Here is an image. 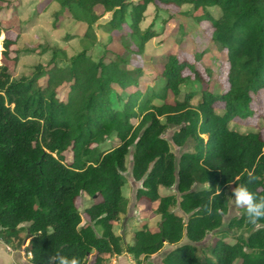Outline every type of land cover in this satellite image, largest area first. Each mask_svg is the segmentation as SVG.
I'll list each match as a JSON object with an SVG mask.
<instances>
[{
	"label": "trees",
	"instance_id": "trees-1",
	"mask_svg": "<svg viewBox=\"0 0 264 264\" xmlns=\"http://www.w3.org/2000/svg\"><path fill=\"white\" fill-rule=\"evenodd\" d=\"M37 0H27V5ZM25 0H0L1 12L11 10L9 25ZM58 22L63 14L86 24L80 37L82 49L68 55L63 47L16 48L24 30L6 35L0 66V236L11 244L25 231L30 238L32 264H46L50 255H94L90 264H110V257L131 254L139 260L174 248L163 264H264V220L252 225L246 210L225 225L229 211L226 187L247 183V171L260 178L249 188L264 195V137L261 130L241 131L231 123L247 111L253 94L264 92V0H52ZM2 4H4L2 6ZM190 5L200 23L213 27L212 41L226 52L228 88L215 93L206 87L197 105L195 91L168 102L169 92L180 96L192 80L203 81L195 63L170 53L163 65L161 87L139 86L141 68L129 69L128 60L110 49L113 35L99 42L95 26L99 6L111 13L101 25L113 34L125 27L128 50L143 54L159 35L153 24L143 29L149 6ZM40 15L35 12V16ZM6 24V25H5ZM1 35V31H0ZM75 34L71 35V37ZM77 37V36H76ZM103 53L95 58V47ZM50 52L48 67L38 64L27 76L17 77L11 64L23 55ZM189 69L191 73L185 75ZM194 77L193 79H191ZM44 78V82L41 80ZM114 86L122 107L112 101ZM62 98L61 92L65 91ZM129 92V93H128ZM127 97L125 98V94ZM223 103V111L216 103ZM173 128L171 139L165 134ZM118 144L101 147L109 138ZM171 142L182 149L178 156ZM191 145V149H185ZM134 149L131 153V149ZM71 152V160L66 153ZM131 155V175L140 182L138 201L157 204L160 222L156 230L144 224L133 243L115 231L128 198L123 187ZM197 186L199 188H197ZM161 188L177 193L161 194ZM86 194L94 201L85 208L90 222L77 204ZM212 199V214L204 211ZM180 211V213L178 212ZM240 232L234 242L223 235L212 247L214 259L201 260L197 243L210 233ZM97 229H101L100 232ZM184 239L187 242H183ZM250 251V252H249ZM256 253L253 256L251 253ZM258 253V254H257Z\"/></svg>",
	"mask_w": 264,
	"mask_h": 264
},
{
	"label": "rangeland",
	"instance_id": "rangeland-1",
	"mask_svg": "<svg viewBox=\"0 0 264 264\" xmlns=\"http://www.w3.org/2000/svg\"><path fill=\"white\" fill-rule=\"evenodd\" d=\"M14 1V0H13ZM4 4H2L3 6ZM24 9L16 15L12 22L11 31L0 28L1 39L0 45V66L5 63L3 59V41L6 35L15 37V34L20 32L19 20L23 19L24 30L19 42L16 46L18 49H24L27 46H46L47 44L51 46L63 47V49L68 52V55L75 54L82 49V41L80 37L84 34L86 30V24L77 22L70 17L68 13L63 14L58 18V22L53 25L55 16L53 12L56 10L55 4L52 0H42L35 4L27 5V0H25ZM161 8L156 10L154 5L149 6L146 14L145 20L142 22V28L145 29L153 24L154 29L159 31V35L154 37L146 45V49L143 54H136L128 50L127 46L131 44L128 38L130 29L125 27L122 30L116 31L113 34L107 33L101 25L105 24L111 19V13L104 11L102 6H99V13L101 18L96 24L95 29L99 39V42L105 43L113 35V42L109 45L110 49L117 51L122 54L124 58L128 60V67L131 70L135 68H141L142 73L139 76V86L143 89L148 87H161L164 84L163 65L167 61V56L170 53L177 54L180 59L186 60L191 63H195L196 67L200 70L203 77V81L192 80L187 85L183 87L180 96H175L173 93L169 92L168 102L174 103L178 99H183L186 93L190 91H195L196 96L192 103L197 105L200 97L201 91L208 87L215 93H222L227 90V69L224 67L226 60V52L222 51L219 46L212 41V31L213 27L209 22L200 23L197 20V16L200 15L199 12L195 13L190 5H185L183 7H176L173 5L161 4ZM35 12H38L35 16ZM12 16L11 10L2 11L0 18H3L9 25L10 17ZM21 17V18H20ZM5 24V25H6ZM75 36L71 37V35ZM77 36V37H76ZM103 53V47L97 46L93 50L95 58H98ZM50 52L43 55H23L20 57L18 64L11 67L14 68V74L17 77L29 75L38 64H42L48 67L50 61ZM185 75H189L191 71L186 69L184 71ZM192 77L191 79H193ZM44 82V78L41 80ZM120 89L114 86V93L112 95V101L116 107L121 108L122 102L118 101L117 94ZM65 91L61 92L62 98L66 97ZM129 93V92H128ZM127 93L125 94V98ZM224 104L219 102L216 103V110L218 112L223 111ZM251 114L249 116L241 115L237 117L232 123L233 128H237L241 131H253L261 130L264 137V92L253 94L250 106L247 109ZM173 128H170L165 136L171 139ZM118 139L116 137L109 138L104 144L101 145L103 149H110L118 144ZM173 151L179 156L182 149L174 145L172 142ZM191 149V145H188L185 149ZM131 149V153L133 152ZM72 154L69 151L66 153V159L71 160ZM128 170L125 173L127 181L123 187V194L128 198L129 204L127 211L121 214L119 222L115 224V231L122 234L127 243H133L135 232L141 228L144 224H147L151 230H156L160 222V215L157 211V204L152 203L147 199H142L140 201L136 198V190L140 187L141 183L134 180L131 175V165L132 158L131 155L127 158ZM200 187V186H199ZM197 186V188H199ZM236 186L230 184L226 187L229 203V211L225 216V225L229 220L241 214L243 208H237L234 205L232 198V191ZM161 194L165 195L168 193H177L175 188L166 189L161 188ZM94 199L88 197L86 194L81 195L77 204L84 218V223L90 222L89 215L85 212V208L89 206ZM180 213V211H178ZM226 226L216 232H212L208 237L201 243H197L198 251L197 256L201 260L214 259L211 247L225 234L227 235L226 240L229 242H234L235 237H237L240 232H229L225 233ZM101 229H97L100 232ZM27 233L23 231L20 236V240H16L11 244H6L1 252L0 259L7 264L8 253H19L22 259L30 261L28 256V245L30 238H27ZM183 242H187L184 239ZM11 248V250L8 249ZM21 248V249H18ZM173 245H165V247L158 253L151 255L147 258L141 256L139 260L135 259L129 253H123L122 255H116L110 257V264H163V257L167 252L173 249ZM250 252V251H249ZM253 256L256 253H251ZM258 254V253H257ZM94 255L89 257L90 264ZM10 262V264H25L19 261V263ZM31 262V261H30ZM30 264V263H29Z\"/></svg>",
	"mask_w": 264,
	"mask_h": 264
},
{
	"label": "clouds",
	"instance_id": "clouds-1",
	"mask_svg": "<svg viewBox=\"0 0 264 264\" xmlns=\"http://www.w3.org/2000/svg\"><path fill=\"white\" fill-rule=\"evenodd\" d=\"M259 179L254 169L247 171V183L238 185L232 191L234 205L246 210L247 220L252 225H257L258 222L264 220V195L249 188V185L255 184ZM204 211L209 215L212 214L211 197L205 205ZM46 264H87V261L78 255L67 256L57 252L48 257Z\"/></svg>",
	"mask_w": 264,
	"mask_h": 264
},
{
	"label": "crops",
	"instance_id": "crops-1",
	"mask_svg": "<svg viewBox=\"0 0 264 264\" xmlns=\"http://www.w3.org/2000/svg\"><path fill=\"white\" fill-rule=\"evenodd\" d=\"M38 1H42V0H37V2ZM34 4L36 3V1L35 2H33ZM24 4V2H22V4H21V7H19V12H20V10H22V9H24V7H25V5H23ZM31 5V4H30ZM5 243V242H4ZM0 244H2V245H4L3 243H0ZM7 244V243H6ZM2 245H0V251H2V249L5 247V246H2ZM18 249H21V248H18ZM7 253H8V257H5V259H4V261L6 260V259H8V262H7V264H10V262L12 261V262H14V261H16L15 263H19V261L20 262H22V263H25V264H32L30 261H29V263H28V260H25V259H22V257H21V255L19 254V253H15V255H13V253H11L10 251H6ZM0 255H1V252H0ZM0 258H3V257H0ZM0 264H6V262L4 263L3 262V259H0Z\"/></svg>",
	"mask_w": 264,
	"mask_h": 264
},
{
	"label": "built area",
	"instance_id": "built-area-1",
	"mask_svg": "<svg viewBox=\"0 0 264 264\" xmlns=\"http://www.w3.org/2000/svg\"><path fill=\"white\" fill-rule=\"evenodd\" d=\"M2 241H3V240H2V238H1V236H0V243H1ZM3 242H4V241H3ZM8 249L11 250L10 247H8ZM27 253H28V256H29L30 259H31V258H32V253H31V251H28Z\"/></svg>",
	"mask_w": 264,
	"mask_h": 264
},
{
	"label": "bare ground",
	"instance_id": "bare-ground-1",
	"mask_svg": "<svg viewBox=\"0 0 264 264\" xmlns=\"http://www.w3.org/2000/svg\"><path fill=\"white\" fill-rule=\"evenodd\" d=\"M0 39H1V36H0ZM1 47H2V46L0 45V49H2Z\"/></svg>",
	"mask_w": 264,
	"mask_h": 264
}]
</instances>
